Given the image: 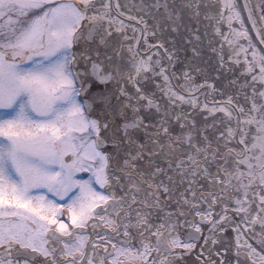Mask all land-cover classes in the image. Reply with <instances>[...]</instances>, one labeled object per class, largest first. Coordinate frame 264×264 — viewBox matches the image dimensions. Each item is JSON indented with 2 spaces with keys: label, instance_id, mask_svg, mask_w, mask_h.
<instances>
[{
  "label": "snow or ice",
  "instance_id": "6c2138e0",
  "mask_svg": "<svg viewBox=\"0 0 264 264\" xmlns=\"http://www.w3.org/2000/svg\"><path fill=\"white\" fill-rule=\"evenodd\" d=\"M0 264H264V0H0Z\"/></svg>",
  "mask_w": 264,
  "mask_h": 264
}]
</instances>
